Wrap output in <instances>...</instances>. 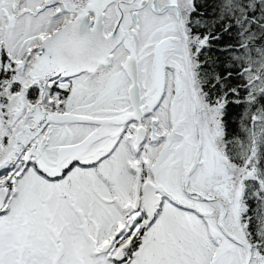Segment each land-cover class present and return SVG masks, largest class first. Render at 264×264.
<instances>
[{
  "label": "snow or ice",
  "instance_id": "6c2138e0",
  "mask_svg": "<svg viewBox=\"0 0 264 264\" xmlns=\"http://www.w3.org/2000/svg\"><path fill=\"white\" fill-rule=\"evenodd\" d=\"M0 264H264V0H0Z\"/></svg>",
  "mask_w": 264,
  "mask_h": 264
}]
</instances>
